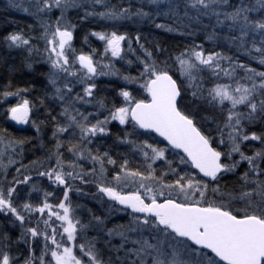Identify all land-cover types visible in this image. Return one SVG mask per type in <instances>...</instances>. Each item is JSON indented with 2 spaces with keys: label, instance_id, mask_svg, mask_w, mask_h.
I'll return each mask as SVG.
<instances>
[{
  "label": "snow or ice",
  "instance_id": "6c2138e0",
  "mask_svg": "<svg viewBox=\"0 0 264 264\" xmlns=\"http://www.w3.org/2000/svg\"><path fill=\"white\" fill-rule=\"evenodd\" d=\"M8 7L41 19L52 92L45 91L40 103L49 95L58 99L63 120L51 117L55 143L28 164L17 157L29 138L0 129V214L21 229L13 240L0 228V264H264V0H147L139 7L132 0H32L26 7L8 0ZM73 10L79 24L96 18L113 22L111 31L93 29L84 36L85 43L89 35L103 42L100 60L95 59L98 49L85 53L73 46L78 28L70 16ZM204 18L209 21L204 25L207 40L220 38L217 27L227 29L223 39L247 59L195 42L159 59L167 53L160 41L147 47V36L139 29L132 36L117 27L132 21L191 36L181 26L203 24ZM3 43L29 54L39 51L21 31L8 33ZM128 53L136 54L135 76L121 74L113 65L114 58L132 64ZM172 65H178L179 77ZM205 72L214 78L210 87ZM108 75L126 82L118 92L122 103L111 107L104 98L90 99L97 88L95 77ZM70 78L85 85L83 94L73 95ZM2 87L5 101L20 97L4 109L5 117L31 122L39 133L45 122L32 118L36 105L23 95L31 89L15 87L10 79ZM93 103L107 115L101 119L99 112L77 107ZM113 121L125 126L123 135L115 134L117 141L141 157L136 167L128 154L118 161L92 146L113 135ZM85 161L91 166L86 168ZM33 174L60 188L63 198L52 203L55 192L41 188ZM229 175L236 178L231 187L225 179ZM77 182L95 185L93 198L106 197L108 214L123 212L127 223L108 227L109 215L91 209V219L83 223L80 206L70 196L82 192ZM22 186L28 188L25 196ZM33 192H42L43 199L34 203ZM90 228L96 236L88 235ZM117 237L119 243H114Z\"/></svg>",
  "mask_w": 264,
  "mask_h": 264
},
{
  "label": "trees",
  "instance_id": "16d2710c",
  "mask_svg": "<svg viewBox=\"0 0 264 264\" xmlns=\"http://www.w3.org/2000/svg\"><path fill=\"white\" fill-rule=\"evenodd\" d=\"M113 4H119L122 0H110ZM125 4H127V0H123ZM147 0H132V3L136 4L139 7L142 3H146ZM97 10H103L102 8H98ZM146 11L148 8L145 9ZM71 17L73 23H78V28L75 32V39H74V47L77 49V52L83 51L85 53L90 52L93 48L98 49L99 52L95 58H101L100 53L101 44L97 39L89 35L88 42L85 43L84 36L88 35L89 32L93 29L95 30H112L113 22L101 20L99 18L92 19L88 22H84L79 24L76 20V12L73 10L71 12ZM160 19L158 18V22ZM165 22H168L165 20ZM188 23V21H185ZM209 23L207 18H204L203 24H198L195 21L191 22V27L185 29L184 26H181L182 32H193L194 34L189 36L187 34L181 35L180 33H167L159 29H155L152 25H137L132 21H122L120 22L117 27L121 31H127L130 35L134 36L136 31L139 29L144 36H147V47H152V41L158 40L162 43V46L167 49V53L161 54L159 59H164L167 55H172L176 52L183 50L189 44L193 42L197 44H203L206 50L210 51H223L227 55H238L241 60H246L247 57L243 55V53H237L234 46L229 44V42L223 39V36L227 34V29L221 30L217 27V31L221 33V36L216 41H209L206 39V31L204 29V25ZM214 23V20H213ZM38 23L29 15L23 14L17 10V8L8 7V0H0V91L3 90V85L7 84L9 79L12 81V84L15 87H28L31 90L27 93H24L27 98L32 100L36 105L35 111L38 112V121H44L41 125V129L47 136H51L54 130L55 122L52 120V116H57V119L63 120V117L59 116L61 112V106L58 105L57 101L49 95L45 98L44 103H40V98L44 96L45 91L51 93V89L48 87V84L43 76V67L40 66L37 69H30L28 67V62L23 58V56L14 48H8L5 43H3V37L10 32L13 31H21L25 34L26 37L34 40L39 38L38 32ZM207 31H211V29H207ZM34 32L36 35H34ZM35 36V37H34ZM136 47L135 43L133 45ZM140 54V50L137 48V53ZM133 53H128V59L133 60L132 64H128L126 61H117L114 65L115 69H119L121 74H131L133 76L137 75L139 70V65L135 61V55ZM253 66H256V62L253 61ZM169 64H172V61L169 60ZM128 66V67H127ZM178 65H172L171 71L179 77L178 72ZM207 77V86H211L213 83V78L209 76L207 73L205 75ZM97 89L95 92V99L104 98V102L108 107H111L112 103L115 102L116 104H120L123 101V98L118 95L119 89L126 85V82L121 78L120 75H112L110 78H103L97 82ZM15 87L12 90H15ZM131 89L135 90L136 85H128ZM134 94H138L134 91ZM12 97H8L7 101L3 98H0V129L7 128L9 134L17 137H27L29 138L28 143L25 144V147L29 149L30 147L37 144V132L35 129H21L16 127L9 121V118H6L4 115V109L10 105H13L14 100ZM51 112V115H49ZM125 126L119 125V123L111 124L110 128L112 129L113 135L103 137L97 140L96 144L92 145L93 147H100L101 151H109L110 154L116 158L118 161L122 159V154H128L131 165L136 167V161L140 160L141 157L138 154H133L130 145L121 144L116 139V133L123 135V129ZM207 127V126H206ZM129 130H131L129 128ZM156 136L155 134H153ZM141 139H147L148 137H140ZM62 139H67V136L62 137ZM158 140H161L157 137ZM162 141V140H161ZM150 142H153L150 140ZM164 144H166L164 142ZM161 146H164L161 144ZM256 146H259L258 144ZM34 149V148H33ZM65 153H67L65 151ZM171 158V156H170ZM160 162H158V166ZM109 172L112 173V166L109 165ZM243 168H241V171ZM159 174V172L157 173ZM229 182V186L231 187L235 181V177L229 175L225 178ZM79 184V182H77ZM82 188L81 193L73 192L70 194L71 200L73 205H79L78 215L83 223H88L91 219V213L89 209L92 210L96 215H109L107 212L108 205L107 204H100L101 200L94 199L93 194L96 193L95 185H83L79 184ZM53 187L52 190L55 192V201L57 202L58 199H62V190ZM52 198V197H51ZM53 199V198H52ZM96 202V203H95ZM117 213H113L109 215V222L108 227H112L113 224L117 223H126L123 218H120ZM125 221V222H124ZM1 228V227H0ZM4 230L8 231L9 234L13 237V240L18 238V228L16 230L9 228H3ZM88 235L90 237H94L97 235V232L93 229H88ZM114 243H119V238H115ZM102 243V241H101ZM22 249L26 247L21 242L19 245Z\"/></svg>",
  "mask_w": 264,
  "mask_h": 264
},
{
  "label": "rangeland",
  "instance_id": "374dc122",
  "mask_svg": "<svg viewBox=\"0 0 264 264\" xmlns=\"http://www.w3.org/2000/svg\"><path fill=\"white\" fill-rule=\"evenodd\" d=\"M18 2L23 3L24 6L26 7L28 4H30L32 2V0H18ZM17 10L20 11L21 13H23V14H27V15L31 16L36 21V23H38L37 24L38 25L37 34H38L39 38H36L34 40L31 39V45H34L37 49H39V51L29 54L26 48H14V49H16L23 56V58H25V60H27L28 64L31 63L32 67L30 69H37L40 66H42L44 68L43 69L44 70L43 71V76H44V79L46 80V82L48 84L46 73L49 71L50 65L47 63V53L44 52V48L46 46V43H45V40L41 38L42 34H43V28L41 26V19L39 17L35 16V15H30L29 13H26V12L22 11L20 8H17ZM58 15H59V11L57 10V11H55L53 18H55V16H58ZM70 16H71V13H70ZM109 31H111V30H109ZM34 35H36L35 32H34ZM94 38L97 39V41H99V43L101 44V50L103 52V42L100 41L96 37H94ZM73 46H74V41H73ZM95 59L96 60H100L101 58L97 57ZM127 59H128V57H127ZM117 61L124 62L126 60H119L118 58H114L113 59V65H115L117 63ZM108 62H109V60L107 58L104 59V63L105 64H107ZM225 66H226V64H225ZM77 67H79L78 64H77ZM206 74H207V72L204 73V75H206ZM110 77H112V75L97 76V77H95V83L97 84V82L99 80H101L103 78H110ZM70 79L73 80V83L75 85L74 86L73 95L76 92H80L81 94H83L82 89H83V87L85 85L79 83L78 81H76L75 78H70ZM221 82H227V81L225 79V80H222ZM48 87L52 91L51 85L48 84ZM96 89L94 90V98H90V99H95L96 98L95 97ZM12 99L14 100V102H13V105H14L20 99V97H12ZM55 100L57 101L58 105H60V102L58 101V99H55ZM77 107H80L82 111L93 112V113L99 112L101 114L100 115L101 119L103 118L104 115H107V112L104 109H100L99 106L96 105L95 103L89 104V105L77 104ZM32 118L38 120V112H36L35 109L33 110ZM9 121L12 124H14L16 127H19L21 129H31L32 128V129H35V131H36V128L31 124V122H29V124H24L23 127H20L17 123L12 121L10 118H9ZM113 123H118V121H113L111 124H113ZM111 124L109 125V127L111 126ZM37 139H38V142H37V144L34 145L36 147H30L29 149H27L25 147V145H24L23 155H22V157H17L18 160L22 159L24 164H28L31 160H34L37 157H43L46 154L47 149L51 148L52 145L55 143V141L53 140L52 135L51 136L50 135L49 136L45 135V133L43 132L42 129H41V131L39 133H37ZM65 155L67 157L70 154L65 153ZM53 163H54V161H53ZM83 163H85V167L86 168L91 166V161H85ZM97 167H98V165H97ZM107 167L109 169V165H107ZM14 174H15V166H13V168L10 169L9 179H11V175H14ZM109 174H112V173L109 172ZM34 180H35V182H37L40 185L41 188L46 189L48 191L52 190L53 187H55V185L51 184L46 178H39V177H35V175H34ZM27 192H28V188L25 187V186H22L21 195L25 196ZM31 198H32V201L34 203H38L40 200L43 199V193L42 192H33ZM49 199H50V201L52 203H54V204L56 203V201H55L56 198L52 199L50 197ZM100 202H101L100 204H107L108 206H109V203H110V202L107 201L106 197L104 198L103 201H100ZM116 213H117L116 215H118L120 218H123L125 221L128 220V216L125 213H123V212H116ZM1 223H3V225H1ZM33 223H34V221H33ZM0 227L1 228L5 227L7 229L9 228L10 230H12V229L16 230V228H18L19 230H18V234L17 235H18V237L20 236L21 229L19 228V226L18 225L17 226H13V225L7 223L6 220H5V217L2 214H0Z\"/></svg>",
  "mask_w": 264,
  "mask_h": 264
},
{
  "label": "water",
  "instance_id": "95a60500",
  "mask_svg": "<svg viewBox=\"0 0 264 264\" xmlns=\"http://www.w3.org/2000/svg\"><path fill=\"white\" fill-rule=\"evenodd\" d=\"M15 122V121H14ZM15 123H17V122H15ZM20 127H23L24 126V124H19V123H17ZM153 134H155V133H153ZM157 137H158V134H155ZM158 138H160L161 140H163V138L162 137H158ZM165 143H166V141H165Z\"/></svg>",
  "mask_w": 264,
  "mask_h": 264
},
{
  "label": "flooded vegetation",
  "instance_id": "af4514ba",
  "mask_svg": "<svg viewBox=\"0 0 264 264\" xmlns=\"http://www.w3.org/2000/svg\"><path fill=\"white\" fill-rule=\"evenodd\" d=\"M3 221H4V220H3ZM3 221H2V222H3ZM3 223H4V222H3ZM3 223H1V225H3Z\"/></svg>",
  "mask_w": 264,
  "mask_h": 264
}]
</instances>
